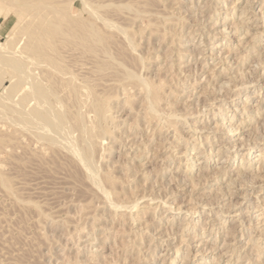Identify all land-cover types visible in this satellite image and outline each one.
<instances>
[{"label": "bare ground", "instance_id": "obj_1", "mask_svg": "<svg viewBox=\"0 0 264 264\" xmlns=\"http://www.w3.org/2000/svg\"><path fill=\"white\" fill-rule=\"evenodd\" d=\"M8 1L12 3V5H7L12 6V8L9 7V9L13 10L17 21L15 22V25L9 30L5 40L0 42V143H6V147L8 148L9 164L11 167L10 176L7 177L6 173L4 172V168L0 166L1 186H3L6 192L11 196L15 206L20 209L34 210L37 212L39 219L41 218L45 220L47 224H50L54 227H52L54 230L55 228L64 227L66 224L64 221H66V219L63 220L65 224H63V222H59L60 220L57 221L55 216H52L51 213H49L51 215L50 216L48 213L46 214V211L44 212L43 199L41 201H33L29 197H23V192H26L30 195L34 193L39 196V198H42L45 196V192H48L49 195H52L51 192L56 194L57 189L55 188L57 187L58 189L61 188L68 190L69 192H66L72 194V197H74V193L77 194L78 199L82 197V200H79L78 202H75V200L74 202L72 201L73 203H71V205L76 206L77 208V217L76 219L74 217H70V220H68L70 221V226L71 223L78 224L79 221H81L83 224H72V233H70L71 229L68 228L70 232L67 230L68 233L66 232L65 235L66 237H69V241H73L76 250V252H74L76 254H81L80 252L85 251L84 253L82 252L84 254L82 257H84V259L82 258V260L79 259L71 262V260L66 257L69 261H65V263L118 264V262L115 261L119 260L113 261L108 255H105L104 252L101 253L102 248L100 246L97 247V244L94 245L95 242L100 241L102 244H104L107 240H112L118 241L119 243H114L113 247L111 246V256H113L112 254H115V256L120 255L121 252H119L120 254L116 255V253L119 251L118 249H120L123 252L122 254L130 255L127 256L129 257L128 259H130L132 255L131 258L135 262L132 259L130 260H132L134 263L142 264L143 262H141L140 259L141 256L139 257L142 247L139 245L141 243V238L143 236L145 237V233H148L147 231H149H146V229L144 230L143 228L146 226V224H148V222H150L147 219V221L145 219L143 220L145 217L144 215L148 213L150 216L151 214L154 216L158 207H160V209L165 208V211L167 212L175 211L177 213H179L181 209L180 207L173 208L171 206L172 204L167 205L166 202L156 200L155 198H157L158 195H156V197H152L153 199H143L144 196H141L140 194L134 196L132 199H129L128 191H133L134 188L130 187V183H127V180L131 182V179L136 177L134 174L136 175L135 172L138 171L137 169L139 167L137 168L133 166L135 169L137 168L135 171L134 169H131L133 168L131 164V167L128 166L126 168V166H123L125 169H121L123 171L121 173H124L123 175H125V177L121 181V179L117 177L119 174L117 173L118 175H115V170L112 172L114 169H112V167L116 164V161L114 163V159L111 160L113 157L111 158L110 155L116 150V148H125L130 146L131 143L129 144V142H133L134 145H138L139 142L136 144L134 142L136 137L138 138L140 136L141 139V136L145 135L146 141L149 143V141H152L155 136H158L161 139H159L160 141L158 142V137L156 138V141L158 142L157 144H159V146H157L162 149L161 151L164 149L165 161L173 162L171 159L173 154L172 149L174 148L173 144L183 143L185 146H188L187 140L182 139V135H180L182 131L186 130L187 126V130L190 129L192 135L198 131V126L195 125V122L198 120L195 119L197 116L194 115L195 113L198 114L201 112V110H198V112L195 110V112L194 110H191V108L190 110L192 113L191 111L188 112L187 109L189 107L187 108L185 105L186 102L184 104L183 101V103H181L182 106L180 105L182 107L181 109L179 108L180 110L172 109L171 107H173V104L169 103V99H171L170 97L173 94L172 92L175 88H169L167 85L169 82L163 81V79H161L162 76L158 77L159 74L158 76L157 74H155V76L153 75V78L149 75L150 72L148 71L150 70L149 67L151 65H148L150 59H147L146 56L144 57L143 53L138 49L141 46L140 42L148 43L149 39L153 36H156L157 42H161L168 37L167 35H169V33L172 34L170 31L177 32L176 29L175 31L171 30L174 27H179L182 30L184 27L183 24H185L187 20L189 21L187 17H190L192 13L190 12L188 16L186 14L185 17H181L180 14H183L186 10H182V13H180L181 9L177 11L179 8L176 9L177 12H175V10L173 11L171 6L174 3H172V1L177 2L178 0ZM167 1H169V3L171 1L172 4L170 5ZM188 1L190 3L192 2L190 0ZM251 1L252 0H248L245 2L246 7L241 10L240 16H238V19L241 20L240 23H243L242 19H246L248 16L246 15V11L248 8L252 7ZM263 2L264 0L261 1L262 4ZM205 5L206 4L204 3V7ZM193 7L194 6H192V9L189 8V10L187 7L183 9H187L188 12L190 10L194 12L195 9ZM199 15L200 14L198 13V17H196L197 19L195 17L194 19L191 18V22L193 23L195 20H198L199 23L198 21H196V23L201 24V19H198L200 18ZM249 23L250 20L247 22V24L250 25ZM171 24L174 25L173 28L169 27ZM211 24L213 27L216 26L212 22ZM185 28L186 27H184V29ZM195 30L196 29H194V32ZM202 30L203 29L200 31ZM224 30L218 31L223 34ZM235 30L236 29L233 30L234 33H237ZM247 30L249 29H246L245 27V31ZM239 32L240 31H238V33ZM180 33L181 32H179L177 35ZM191 33H193V31ZM199 34H201V32H199ZM263 35L261 33L260 37ZM173 37L168 38L171 40H169V42L167 41V44L171 45L170 48L173 47L172 44L174 40H176L175 38L177 36H175V38ZM191 39H194V35H191L189 39L187 38V40L190 42ZM181 43L182 42H179V44H177L179 46H183L184 44L182 45ZM167 44H165V46ZM254 46L255 45L251 46L250 49H248L249 52H247L248 50L246 52L251 54L256 52V50H258V46ZM172 49L171 52H169L166 56H169L172 53ZM148 51L146 52L148 53ZM146 52H144V54H147ZM181 53H177L178 57H182L183 54ZM181 59L179 60L181 61ZM240 61L241 64L244 62V59H240ZM164 63L162 64L164 65ZM177 63H179L178 60ZM173 64L172 66H174ZM243 64L241 65L243 66ZM163 65H161V68H163ZM252 65L250 66L253 67ZM159 67H155V70H158ZM172 68L170 69V67H168L167 71H169L170 74V70H173ZM164 69L166 68L164 67L163 70ZM178 71L180 72V70ZM157 72L158 71H156V73ZM248 73L249 72H247V74ZM163 74L166 75L164 72ZM173 74L176 76V73H172V75ZM229 85L230 84H228V87H232ZM174 86L175 84L172 87ZM183 87L184 86H182V88ZM220 89L218 91H220ZM231 89L234 90L233 87ZM238 89H242V86H240ZM238 89L236 90L235 88L236 91H238ZM175 90L174 93H177ZM237 94H239V92ZM185 97L186 95L184 98ZM179 101L181 100L179 99ZM263 101L264 100H260V98L257 96V102L259 104ZM242 104L244 107L240 110V118H243L242 116L245 115L243 121L246 122H242V120L241 122L243 124L249 123V121L252 119L250 117H252L253 113L247 112L249 111L250 107H246V101H243ZM188 106H191V104ZM220 108L221 110L223 109L222 107L217 109ZM202 110H204V107ZM251 110L253 109H250V111ZM255 110L256 109L253 110L254 113H260V110L257 112ZM235 112L236 111L234 110V114L229 121H232L233 117L235 116ZM193 118V122L187 121L188 119L191 120ZM246 118H248V120H245ZM128 120L129 123H127ZM225 125L222 123V125L217 129L216 124L214 130H222V135L228 136V134L232 131V128H230L231 126L227 127ZM122 128L126 129V131L123 129L125 134L127 133V136H125L127 138L125 139L127 140L130 138L127 140V142L121 138L122 136L119 135V131ZM207 138H205V141H207ZM157 149L158 148H156L155 151ZM194 150L196 153H201L200 149H198L195 145L193 146L192 151ZM258 150L259 152L256 155L257 158L261 156L262 151L261 149ZM135 154L136 153H134V155ZM140 154L138 153L136 155L138 156ZM246 155L248 154L245 153L242 155V158L240 159V165H243L242 161L245 159ZM1 158L2 154L0 153V159ZM117 159H120L119 155L117 156ZM109 160L113 161L112 164L114 163V165L110 164ZM159 160H163V158ZM118 162H121V159ZM254 162H258L261 165L258 167V171H264L263 160L260 161L256 159ZM121 163H119V165ZM128 163L125 164L127 165ZM155 163L157 164V162ZM251 167H253V163H250L240 169L233 168L232 172L235 170L236 172H234L233 180L226 184V190H231L234 186V182H237L236 180L240 179L238 181L240 183L241 180L250 178V174L248 172H251ZM116 168L117 167H115V169ZM185 168H187L186 170L188 171L191 169L188 165ZM161 170H163V168ZM166 170L167 169L165 168L164 171ZM255 170L257 169L255 168ZM118 172L120 173V171ZM255 172L256 171H254V174H256ZM220 173L221 179L233 177H229V173L224 170H221ZM159 174H162V172H159ZM250 182L252 181H249L248 184H250ZM50 185H53L55 188L53 189V186ZM46 186L50 187L49 191L51 192L48 191L49 187ZM51 187L53 191L51 190ZM65 190H61V193H59L58 190V196L60 194L62 196L57 198L65 199L66 197L63 196ZM54 191H56V193ZM62 192L64 193L62 194ZM54 194L53 196H55ZM78 194H80L81 197H79ZM171 194L172 193H170V196ZM49 195L45 196V198L49 197ZM239 197H242V200L248 199L243 195ZM55 199L56 198L53 197V199L51 198L50 201H55ZM67 199L65 201L69 203ZM143 201H147L149 203L145 204ZM259 201L260 199L257 200L258 203ZM152 205L155 207H152ZM229 205L228 207L230 209L235 207V205ZM250 205L251 204H249V206ZM249 206H247L246 209H249ZM260 206L261 205L258 204V207ZM260 211H262L260 213L262 214L264 209L261 207ZM223 213L224 212L222 211V214ZM52 214L54 215V213ZM184 214H189V211H184ZM214 215L217 220L221 219V215L219 213ZM239 217H241V214L237 213L235 218L239 219ZM254 218L257 219V217ZM152 219L154 218L152 217ZM172 219L173 218H170L168 220ZM68 220L66 222H68ZM226 222L225 220L220 222V224L224 225L223 228L225 230L223 233L225 240L223 241V247L220 250L222 251L220 253L221 255L218 253L221 258H224L223 263L252 264L253 258L251 260L248 258L249 256H246L244 250L241 249L242 246L239 247L235 246V244H231V242L235 241V239L234 235H232L233 233H230L231 230H226ZM86 224L88 226H86ZM127 225L128 228L126 229ZM134 225L138 226V228H136L137 230H135V232L131 231V233L128 234L127 232L131 229V227L134 229ZM68 226L66 225L65 227ZM109 226H111L113 229ZM191 227L193 229L195 228L194 225ZM212 228L213 227H211V229ZM186 229L188 230V227ZM252 230L250 234H254L255 228ZM217 232L218 231H216L215 238L217 237ZM239 232L241 233L239 237H244L246 234L244 229L239 230L238 233ZM202 238L203 236L201 234V239ZM259 239L260 238L257 236H254L252 240L249 239L248 241H251L252 246H254V252L256 249L257 259L264 255V251H262L260 246L262 242L259 243ZM237 242L238 240H236V243ZM82 244L84 245L82 246ZM115 247L117 251L114 250ZM93 248L95 249L93 250ZM178 252L179 250L177 249L174 254H177ZM121 256H118V258ZM184 259L188 260L186 255L184 256ZM171 260L172 262L169 264L174 263V259ZM214 260L215 259H212L211 264L215 262ZM198 264H202V259ZM204 264L210 263L204 262ZM216 264H220V262H217Z\"/></svg>", "mask_w": 264, "mask_h": 264}, {"label": "rangeland", "instance_id": "obj_2", "mask_svg": "<svg viewBox=\"0 0 264 264\" xmlns=\"http://www.w3.org/2000/svg\"><path fill=\"white\" fill-rule=\"evenodd\" d=\"M178 1L177 2L172 1V3H174L176 7V8L174 7V4L172 5L173 7L171 6V8H173V11L175 10V12H177L181 9L180 13H182V10H186L184 12L185 14L179 13L180 16L185 17L186 14L188 16L191 12L192 17L191 16L187 17L189 21L187 20L185 22L186 26L185 24H183V26L186 27L185 29L184 27L182 30L179 27L173 28L174 25L172 24L171 26H169L170 28L171 27L173 28L171 30L175 31L176 29L178 33L181 32L179 35H177L178 33L176 31H175L176 33L173 31H170L172 32V34L169 33L170 36L172 37L174 35L177 36L176 38L175 36L173 37L176 39L174 40L175 43L173 42L174 45L172 44L173 47L170 48L171 45L167 44L169 40H171L168 38H172L169 35H167L168 37L165 38L166 41L165 40H162L161 42L158 41L160 44L157 42L156 36L152 37L154 39L150 38L148 43L140 42L141 46H143L144 44L143 46L144 48L143 47L140 48L141 47L140 46L138 49L143 53L144 57L146 56V58L147 59L149 58L151 61V62L149 61V65H148V66L151 65L150 66L151 68L149 67L150 70L148 71L150 72L149 75L152 76L153 78V75L155 76V74H157L158 76L159 74L158 77L162 76L161 79H163V81L169 82L167 83L169 88L176 89L174 90L175 92L177 91V93H174V90H173L172 92L173 94L170 97L171 99H169L170 101L169 103H172L173 104L172 106L176 107V108L171 107L172 109L174 110L175 109L177 110L179 108L181 109L182 108L181 103L184 102L185 104L186 102L185 105L187 106V108L189 107L187 109L188 112H190L191 110H194V111L197 110V112L198 110L199 111L201 110V112H199L200 114L199 113L197 114L195 113L196 111L195 112L193 111L195 113L194 116H197L195 119H197L198 121L195 122V125L198 126L197 128L198 131H196V133L192 135V133L190 132V129H188L189 131L187 130L188 126L186 127V130H183L184 132L182 131L180 135H182L181 136L182 139L187 140L188 146L187 145L185 146V144L183 143L173 144L174 148L172 149L173 154L171 157L173 162L165 161L164 149L163 151H161L162 149L158 147L159 144H157L160 141L159 139H161L160 137L155 136L152 141H149V143H147L145 135H142L141 139H140V136L138 138L137 137L135 138L134 142L135 144L139 142L138 145L137 144L134 145L133 142H129V144L131 143L130 146H127L125 148L124 147L116 148L115 150L116 152L113 151L110 155L111 158L113 157L112 159L111 158L110 159L111 160L114 159L113 160L114 163L116 161L115 165L114 163L112 164L113 161L109 160L110 164L114 165L112 167V169L114 168L112 172H114L115 170L116 172L115 175L119 174L117 177L121 179V181L125 177V175H123L124 173L123 174L121 173L123 172L122 170L125 169L124 168L125 166L126 168L128 166L131 167V165L132 167L133 166L137 168L139 167L138 169L136 168L138 171H136L134 167L131 168L136 171V172L134 171L136 173V175L134 174V176L136 177L132 178L131 182L127 180L128 181L127 183H130L129 184L130 187L134 188L133 191H128L129 199H132L134 196H137L140 194L141 196H144L143 199H146V198L151 199L152 197H156V195H158L159 199L157 197L155 198L156 200L166 202L167 205L172 204L171 206L173 208L180 207L181 209V211L177 213L175 211L167 212L165 211V208L160 209V207H158L154 216H152V214L150 216V214L148 213L144 215L145 217L143 218V220L147 219L150 222H148V224H146V226H144L143 229L144 230L146 229V231L147 230L149 231H147L148 233H145L146 234L145 237L143 236L141 238V243L139 246L142 247V251L140 250L139 257L141 256L140 257L141 262H143L144 264H169L172 262L171 259H174V263L172 264H198L201 259H202V264H204V262H208L211 264L212 259H215L214 260L215 262L213 261L214 263L212 264H216L217 262H220V264H225L223 263L224 258L220 257L221 255L220 253L222 252L220 250L222 249L223 241L225 240L223 237V233L225 231L223 228L224 225L220 224V222H223L225 220V222L227 221L226 222L227 225L225 224V227H227L226 230H231L230 233H233L232 235H234L235 241L231 242V244H235V246H239V247L242 246L241 249L244 250V252L246 253V256L247 257L249 256L248 258H250L251 260L253 258L252 264H261V263L264 264V255L260 256L261 258L257 259L256 249L254 252V246H252L251 241L248 242L249 239L252 240L254 236H257L258 238H260L259 243L262 242L260 246L262 248V251H264V237H263L264 236V230H263L264 229V211L262 214H260L262 212L260 211L261 207L262 209H264V202H263L264 201V177H263L264 171L263 170L258 171V167L261 165L258 162H254L256 159L260 161L261 160L264 161V101L261 102L260 104L257 102V96L260 98V100H264V59H263L264 57V35H263L264 34V2L262 4L261 3L262 0H252L251 1L252 7L248 8L247 11L245 10L247 12L246 15H248L247 16L248 18L246 17V19H242L243 23H240L241 20L238 19V16H240L241 10H243V8L246 7L245 2L248 0H220V1L216 0V2L215 0L214 1L213 0H194V2L193 0H190L192 1L191 2L192 4L188 0H184L186 3L181 0H178ZM167 2L169 3V1ZM207 2H208V5H207ZM172 3L170 1L169 4L171 5ZM187 3H189L190 5ZM204 3L206 4L205 7H204ZM7 4L12 5V3L8 0H4V1L0 0V42H3L5 40V37L9 33V30L15 25V22L17 21L15 13L13 12V10L9 9V7L12 8V6H9ZM178 4L179 5L181 4L180 6L182 5L183 6L180 7ZM191 5L194 6L193 7L195 9V10L193 9L194 12H192L191 10L188 12L187 9H183L186 7L188 8V10L189 8L192 9ZM202 6L204 7V9ZM176 9L178 10L176 11ZM212 11L213 12L215 11V12L213 13ZM196 13L197 15L198 13L200 14L199 15L200 18L198 19L199 20L201 19L200 20L201 24H198L199 23L198 20H195L193 22L194 24L191 22L192 21L191 18L194 19ZM197 15L196 17H198ZM249 20H250V23H249L250 25L247 24ZM196 21H198V23H196ZM211 22L216 26L213 27ZM244 25L246 29H249L247 30L248 32L245 31ZM194 29H196L195 32H194ZM201 29H203L202 31L204 32V34L202 31H200ZM234 29H236L235 32L237 33H234L233 31ZM189 30L191 32L193 31V33H191ZM218 30L219 31L224 30V33L221 34ZM238 31L240 32L238 33ZM199 32H201V34H199ZM218 32L220 33V35ZM261 33L263 35L262 37H260ZM182 34H183V37H182ZM191 35H194V39L193 40L191 39V42H190L187 40V38L189 39ZM245 36H247L248 38ZM176 42L178 44L179 42H182L181 44L182 45L184 44L186 46L184 45H183L184 47L179 46ZM165 44L167 45L165 46ZM222 44H224L225 47ZM253 45H255L254 47L258 46L257 47L258 50L254 52L255 55L254 53L253 54L247 53L249 52L248 49H250V47ZM171 49H172V53L169 56H166L169 52H171ZM180 49L183 51H181ZM242 50L245 52L247 50L248 51L245 54V52H243ZM146 51H148V53ZM144 52H146L147 54H144ZM177 53L183 54L182 57H178ZM199 54H200V57H199ZM179 59H181V61ZM240 59H244L245 63L244 62L241 63V64L244 63L243 66L240 64L241 62ZM177 60L179 63H177ZM169 62L172 64L174 63L173 64L174 66H172V64H170ZM162 63H164V65ZM161 65H163V68L165 67L166 69L163 70V68H161L162 67ZM250 65H252L253 67H251ZM155 67H159L158 70H155ZM168 67H170V69L174 67L172 68L173 70H170L171 74L169 71H167ZM159 69L163 71H160ZM178 70H180V72ZM156 71L158 72L156 73ZM163 72L166 75H164ZM181 72H184V73H181ZM247 72L249 73L247 74ZM172 73H176V76L175 74H173L174 75L173 76ZM250 81L251 82L253 81V82L251 83ZM174 84L176 87L175 86L172 87ZM228 84H230L229 86H232L234 90L235 88L237 90L240 86H242V89H238V91L236 90L234 91L231 89L232 87H228ZM182 86L184 87L182 88ZM217 86H220V87H217ZM219 89L220 91H218ZM202 90L203 91L205 90V91L203 92ZM212 90H215V91H212ZM238 92L239 94H237ZM185 95L186 97L187 96L188 97L184 98ZM179 99L181 101H179ZM195 101L197 102L198 105L196 104ZM243 101L247 102L246 107H250L249 111H247L248 109L246 111L249 113L250 112L253 113L252 117H250L252 119L249 121V123H245V124L242 123V122H246V121H243V118L245 117V115L242 116L243 118H240L241 116L240 110L244 107L242 104ZM190 104L191 106H188ZM203 107H204V110H202ZM219 107H222L223 109L222 110L221 108L217 109ZM250 109H253V110L256 109L255 110L256 112L260 110V113L259 114L254 113V111L253 110L250 111ZM234 110L236 111L235 116L233 117L232 121H229L230 118H232L234 114ZM245 120H248V118H246ZM187 121L193 122L194 118L191 120L188 119ZM127 123H129V120L127 121ZM222 123L224 125L226 124L225 126L227 127L231 126L230 128H232V131L228 134V136L222 135L223 133L222 130H216V131L214 130L216 124H217L216 128L218 129L219 126L222 125ZM123 129L126 131L125 128H122L119 131L120 132L119 135L122 136L121 138H123V140L127 142V140L130 138H128L127 140L125 139L127 138L125 137L127 136V133L125 134V131ZM156 138L158 139V142L156 141L157 140ZM205 138H207V141H205ZM146 143L148 144L149 147L147 146ZM242 144H245V145H242ZM194 145L198 149H200L201 153H196L195 150L192 151ZM131 146L133 149L131 148ZM154 147L158 148L160 151L158 149L155 151L156 148ZM217 147L218 148L220 147V148L218 149ZM142 149L143 151L141 152ZM258 149H261L262 151H261V156L257 158L256 155L259 152ZM151 150H152V153H151ZM119 152L120 153L122 152L121 156ZM0 153L2 154V158L0 159V166L4 168V172L6 173L7 177H9L11 167H10L9 158H8V148L6 147L5 142L0 143ZM134 153L136 154L141 153V154L137 156L136 154L134 155ZM245 153H247L248 155H246L245 159H243L242 161L243 165H240V162H241L240 159L242 158V155ZM118 155H119V158L121 159V162L123 161L122 163L118 162L120 160V159L119 160L117 159ZM156 158L158 161L156 160ZM161 158H163V160H159ZM155 162H157V164ZM158 162H160L161 164ZM119 163H121L122 165L121 164L119 165ZM125 163H128V164L126 165ZM250 163L251 164L253 163V167H251L252 169L250 170L251 172H248L250 174L249 175L250 178L241 180L240 183L238 182L240 179L236 180L237 182H234V186L232 187V189L231 190L229 189L227 191L225 186L228 182L233 180L234 172H236V170L232 172L233 168L240 169ZM187 165L191 168L190 171L186 170L187 168L185 167ZM115 167H117L119 170L117 168L115 169ZM162 168L163 170H161ZM165 168L167 169L166 170L167 172L164 171ZM255 168L257 170H255ZM221 170L228 172L229 177H232V176L233 177L221 179V173H220ZM118 171H120V173ZM254 171H256L255 172L256 174H254ZM142 172H143V175H142ZM159 172H162V174H159ZM249 181H252V182L248 184ZM127 183L126 185L128 186ZM50 186H53V185H50ZM46 187H49V186H46ZM54 188L55 187L53 186V189ZM55 189H57L56 190L57 193H58V190H59V193H61L60 192L61 190L62 191L65 190L61 188L58 189L57 187ZM49 190H50V187L48 191ZM51 190H52V187H51ZM56 191L54 192L56 193ZM66 191L68 190H65L66 194L62 192V194L63 193L65 194V195L63 194V196L66 197L65 199L62 198L63 200L61 198H57V197H61L62 196L61 194L58 196V194L56 193L57 194L56 196V194H54L51 191L49 192H51L52 195H49L48 192H45V196L47 195H49V197L51 196L50 200L51 198L53 199L54 197L56 198L55 201H50L49 197H47L48 198L47 200L45 196L44 197L41 196L42 198H39V196H37L34 193L30 195L26 192H23L24 194L22 196L25 198L29 197L33 201H41L43 199L42 201H44L43 203L44 212L46 211V214L51 213L52 216H55L57 221L60 220L59 222H63V220L65 219L66 221L68 219L70 220V217H74L76 219L77 208L76 206L71 205V203H73L74 200L75 202L82 200V197L80 196V194L78 195L81 198L78 199L77 194L74 193L73 194L74 197H72V194L68 193L69 191L68 192ZM170 193H172L171 196H170ZM230 193H233V194H230ZM53 194L56 197L53 196ZM242 195L248 199L242 200V197H239ZM70 196L73 198V200ZM67 198H70V199H67ZM256 198L260 199L259 203L257 202L258 199ZM66 199L69 201V203L65 201ZM143 202L145 204L149 203L147 201H143ZM249 204L251 205L249 206ZM258 204H260L261 206L258 207ZM228 205L229 206L235 205V207L233 209H230ZM247 206H249V209H246ZM152 207H155V206L152 205ZM187 210L189 211V214L191 213L190 215L184 214V211H187ZM221 210L224 212L223 214ZM52 213H54V215ZM216 213H219L221 215L220 216L221 221L217 220V218L215 217L214 214ZM237 213L241 214V217H239V219L235 218V215H237ZM152 217L154 219H152ZM169 217L173 219L168 220L170 219ZM254 217H257V219ZM69 220L68 222L64 221L66 224L63 222L65 226L69 225L68 227L64 226V227H60L61 229L55 228L54 230L53 229L54 227L51 226L50 224H47L45 220L41 218L39 219L37 212H35L34 210L20 209L17 206H15L11 199V196L6 192V190L0 184V264H67L65 263V261L67 262L69 261L67 260V258L70 259L71 262L72 261L74 262L75 260H79V259L82 260V258L84 259V257L82 256L84 255L83 253L85 251H82L83 253L80 252L81 254H76L73 241L72 242L71 240L69 241L68 239L69 237L68 236L66 237L65 235L66 232L68 233L69 231L68 228L70 229L73 228L72 224L73 225L77 224V223L76 224L71 223V226H70ZM79 224H83V223L79 221L77 225ZM193 225L195 227L194 229L191 227ZM86 226L88 225L86 224ZM109 227L112 228L111 226ZM187 227H188V230L186 229ZM211 227L213 228L211 229ZM127 228H128V225L126 229ZM136 228H138V226L134 225V229L131 227V229L128 232L127 231L126 232L130 234L131 231L135 232V230H137ZM254 228H255L254 234L253 233L250 234L251 230ZM241 229H244V231L246 232L244 237H239L241 233L240 232L238 233V231ZM72 230L73 229H71V232L70 231L69 232L72 233ZM215 230L218 231L216 238H215V234H216ZM201 234L203 236L202 239H201ZM236 240H238L237 243H236ZM114 243H119V242L112 241V240H107L104 244H102L100 241L95 242V244L93 242L94 245L97 244V247L100 246L102 248L101 253L104 252L105 255H108L110 259H112L113 261L119 260L120 262L115 261V262H118V264H133L135 261L131 258L132 255L130 259H132L134 262L128 259L129 257L127 256H130V255L122 254L123 252L120 249H118L119 250L118 253L115 252L116 255L120 254L119 252H121L120 255L115 256V254H112L113 256H111L110 251L112 250ZM83 245L84 244H82V246ZM153 248H156V249H153ZM94 249L95 248H93V250ZM177 249L179 250V252L177 254H174V252L177 251ZM114 250L117 251L116 247L114 248ZM123 255H124V258H123ZM125 255L127 259L125 258ZM185 255L187 256L188 260L184 259ZM118 256H121L122 259L121 257L118 258ZM134 264H138V263H134Z\"/></svg>", "mask_w": 264, "mask_h": 264}]
</instances>
